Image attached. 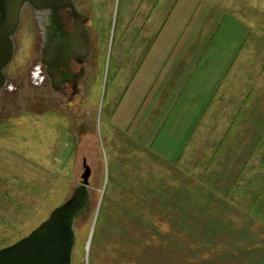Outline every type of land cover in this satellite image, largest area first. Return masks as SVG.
<instances>
[{
  "label": "rangeland",
  "instance_id": "obj_1",
  "mask_svg": "<svg viewBox=\"0 0 264 264\" xmlns=\"http://www.w3.org/2000/svg\"><path fill=\"white\" fill-rule=\"evenodd\" d=\"M72 1L90 17L83 102L38 88L26 9L4 70L0 249L72 195L86 162L73 264H264V205H250L264 186V0Z\"/></svg>",
  "mask_w": 264,
  "mask_h": 264
},
{
  "label": "water",
  "instance_id": "obj_2",
  "mask_svg": "<svg viewBox=\"0 0 264 264\" xmlns=\"http://www.w3.org/2000/svg\"><path fill=\"white\" fill-rule=\"evenodd\" d=\"M53 8L70 0H0V89L8 83L4 70L15 55L13 37L21 23L23 7ZM71 6V5H70ZM81 184L72 195L28 236L0 249V264H73L75 224L88 212L91 168L85 162Z\"/></svg>",
  "mask_w": 264,
  "mask_h": 264
},
{
  "label": "flooded vegetation",
  "instance_id": "obj_3",
  "mask_svg": "<svg viewBox=\"0 0 264 264\" xmlns=\"http://www.w3.org/2000/svg\"><path fill=\"white\" fill-rule=\"evenodd\" d=\"M70 1L71 6L58 4L53 8L42 9H35L26 4L22 13L25 9L28 10L39 23V58L34 67L38 88L51 89L69 102L77 99L83 102V91H92V84L87 82L93 73L90 17ZM22 13L19 28L22 25Z\"/></svg>",
  "mask_w": 264,
  "mask_h": 264
},
{
  "label": "trees",
  "instance_id": "obj_4",
  "mask_svg": "<svg viewBox=\"0 0 264 264\" xmlns=\"http://www.w3.org/2000/svg\"><path fill=\"white\" fill-rule=\"evenodd\" d=\"M191 191L189 190V189H186V190H184L183 191V196L185 197L184 198V200H185V202H186V204H188V207H190L192 204L194 205V209L193 210H191V211H189L187 214H188V217H189V219L191 218V220L192 221H194V218L196 217V220H199L200 219V215L199 216H195V211L197 210V212L199 211V210H201V208H203V207H205V206H201L200 204L201 203H199V202H196V201H191V199L189 198L190 197V195H191ZM198 203V204H197ZM250 205H251V211H252V214L253 213H260L261 211H262V208H263V205H264V186L263 187H260V189H258V196L252 201V202H250ZM198 207H200V209H198ZM262 207V208H261ZM196 209V210H195ZM225 210V209H224ZM199 218V219H198ZM212 218V217H211ZM223 219H225V218H223ZM250 220H252L251 218H250ZM215 220H214V218H212V220H211V222H214ZM223 221H225V220H223ZM222 221V222H223ZM224 223V222H223ZM197 227L196 226H193V228L191 229V236H190V239H191V241H190V243L191 244H193V243H195V244H198L197 242H196V238L199 236V235H197L196 233H194V230L196 229ZM245 229V228H244ZM251 230H257V229H252V228H250ZM246 230V229H245ZM261 231H264V229L263 228H261L260 229ZM213 232H215V230H213ZM207 234V241H208V243H207V245L210 247V248H213V239H212V235L211 234H208V233H206ZM197 235V236H196ZM259 235H261V234H259ZM254 245L255 246H258L259 247V245L260 244H258L257 242L256 243H254ZM253 249H255V250H259L260 249V247H259V249L258 248H253ZM253 249H251V252L253 251ZM253 252H255V251H253ZM256 253H258V252H256Z\"/></svg>",
  "mask_w": 264,
  "mask_h": 264
},
{
  "label": "crops",
  "instance_id": "obj_5",
  "mask_svg": "<svg viewBox=\"0 0 264 264\" xmlns=\"http://www.w3.org/2000/svg\"><path fill=\"white\" fill-rule=\"evenodd\" d=\"M163 81H165V79H163L162 81H161V84H164V82ZM171 87V86H170Z\"/></svg>",
  "mask_w": 264,
  "mask_h": 264
}]
</instances>
